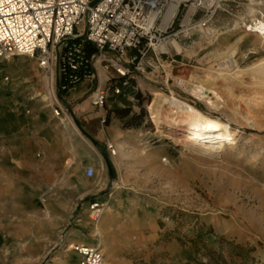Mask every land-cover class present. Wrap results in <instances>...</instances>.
Returning <instances> with one entry per match:
<instances>
[{
    "label": "rangeland",
    "instance_id": "1",
    "mask_svg": "<svg viewBox=\"0 0 264 264\" xmlns=\"http://www.w3.org/2000/svg\"><path fill=\"white\" fill-rule=\"evenodd\" d=\"M213 1L206 11L189 0L192 25L156 36L179 54L167 44L157 56L152 43L144 76L97 109L105 122L94 143L76 125L92 110L94 83L65 94L35 59L0 60V264H77L81 244L99 249L103 264H264V44L251 33L264 23V0ZM193 85L215 91L221 106L210 109ZM155 94L224 130L193 145L159 134L146 111ZM95 202L102 212L92 220Z\"/></svg>",
    "mask_w": 264,
    "mask_h": 264
},
{
    "label": "built area",
    "instance_id": "2",
    "mask_svg": "<svg viewBox=\"0 0 264 264\" xmlns=\"http://www.w3.org/2000/svg\"><path fill=\"white\" fill-rule=\"evenodd\" d=\"M174 1L166 0L154 13L150 0H0V60L35 59L50 89L65 94L94 83L90 104L102 109L109 93L120 95L134 77H143L151 67L147 52L152 43L157 47L175 43L156 36L175 26L192 25L195 10L189 14L193 4L186 1L177 3L172 21L164 30L159 28ZM133 51L135 56H129ZM169 52L159 51L157 56ZM110 70L116 78L100 86V74ZM104 122L101 117L100 124ZM105 148L115 156L112 144ZM84 174L91 179L95 171L87 167ZM100 209L97 202L89 205L90 216L97 218ZM74 251L77 264H103L96 247L81 244Z\"/></svg>",
    "mask_w": 264,
    "mask_h": 264
},
{
    "label": "bare ground",
    "instance_id": "3",
    "mask_svg": "<svg viewBox=\"0 0 264 264\" xmlns=\"http://www.w3.org/2000/svg\"><path fill=\"white\" fill-rule=\"evenodd\" d=\"M165 1L166 0H150L149 5L154 6L155 13L158 8H160V6L164 4ZM186 1L189 0H176L168 5L167 11L163 16L161 25L159 27L161 30H164L174 18L177 3ZM199 1L200 4L205 6L206 8H209L214 3L213 0ZM194 10L195 5H192L189 14L193 13ZM251 33L261 38L263 41L262 43L264 44V23L262 21H258L257 28L255 29L254 27V30H252ZM169 45L170 47H172L174 53L179 54V47L177 46V44L171 42ZM158 48L160 52H163L165 50L164 46L162 45H159ZM227 65L228 64L226 63V66ZM222 67L223 66H221V68ZM191 88V90L189 89L191 91V94L198 99L203 100L205 105H207L210 109H217L221 106L220 103H218V97L215 91L202 88L200 85H193L191 86ZM146 111L149 114L151 123L155 125L159 134H164L167 137H172L174 140L186 143L188 145L201 143L203 138L208 137L209 135L220 133L224 130V126L212 121L207 116L200 114L199 112L195 111L190 105L175 99L172 95L166 97L162 96L161 94H155L153 103L147 106ZM250 124L252 125V123ZM226 141L227 138L225 136H219L214 139L213 144L218 148H222ZM101 212L102 209L98 211V213ZM91 219L94 220L92 216Z\"/></svg>",
    "mask_w": 264,
    "mask_h": 264
},
{
    "label": "crops",
    "instance_id": "4",
    "mask_svg": "<svg viewBox=\"0 0 264 264\" xmlns=\"http://www.w3.org/2000/svg\"><path fill=\"white\" fill-rule=\"evenodd\" d=\"M113 74V73H112ZM115 75L113 74L112 76L109 77V79H115ZM82 86V85H81ZM80 87V86H79ZM79 95L78 97L82 96V92L79 91ZM91 105V104H90ZM93 108H95L94 106L91 105V111H87V114H83L80 113L79 114V126L81 127V129L94 141V140H98V138H101L100 135V131H99V126L98 123L100 118H101V114L100 112L97 110V108H95V110H93ZM86 113V112H85ZM63 121L60 120V123H62ZM83 135V134H82ZM94 138H92L91 136ZM84 136V135H83ZM84 138H87L86 136H84ZM86 141L82 138V155H83V159L85 160L86 158ZM86 178V177H85ZM86 198V195H84L82 197V199Z\"/></svg>",
    "mask_w": 264,
    "mask_h": 264
},
{
    "label": "water",
    "instance_id": "5",
    "mask_svg": "<svg viewBox=\"0 0 264 264\" xmlns=\"http://www.w3.org/2000/svg\"><path fill=\"white\" fill-rule=\"evenodd\" d=\"M76 125H77V127H78V129L82 132V134L84 135V136H86L87 137V139H89L92 143H94V141L81 129V127L79 126V124L76 122ZM106 159V158H105Z\"/></svg>",
    "mask_w": 264,
    "mask_h": 264
}]
</instances>
